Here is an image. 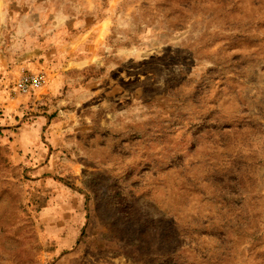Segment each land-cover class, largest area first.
<instances>
[{
	"label": "rangeland",
	"instance_id": "rangeland-1",
	"mask_svg": "<svg viewBox=\"0 0 264 264\" xmlns=\"http://www.w3.org/2000/svg\"><path fill=\"white\" fill-rule=\"evenodd\" d=\"M0 264H264V0H0Z\"/></svg>",
	"mask_w": 264,
	"mask_h": 264
},
{
	"label": "built area",
	"instance_id": "built-area-1",
	"mask_svg": "<svg viewBox=\"0 0 264 264\" xmlns=\"http://www.w3.org/2000/svg\"><path fill=\"white\" fill-rule=\"evenodd\" d=\"M47 81L44 72L23 71L15 83V90L23 95L32 94L41 89Z\"/></svg>",
	"mask_w": 264,
	"mask_h": 264
}]
</instances>
